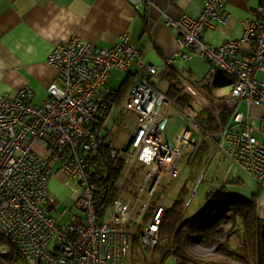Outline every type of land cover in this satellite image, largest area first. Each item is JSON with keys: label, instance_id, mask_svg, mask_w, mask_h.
Wrapping results in <instances>:
<instances>
[{"label": "built area", "instance_id": "2783aa9c", "mask_svg": "<svg viewBox=\"0 0 264 264\" xmlns=\"http://www.w3.org/2000/svg\"><path fill=\"white\" fill-rule=\"evenodd\" d=\"M130 1L138 9L151 2ZM227 1L202 0L197 17L168 19L178 30L180 50L191 48L231 79L221 103L228 119L215 132L198 121L199 111L192 106L209 108L210 99L181 75V94L189 103L169 98L153 84L160 68L127 32L110 46L77 34L57 43L48 56L56 75L40 104L33 102L30 87L13 97L0 95V241L8 252L14 248L23 264H126L136 245L141 264H153L167 210L157 195L179 175V161H193L204 143L264 189V83L254 76L264 67V0L240 37L205 40L207 24L226 20ZM132 65L134 82L113 129L129 131L125 148L111 151L114 177L99 158L100 137L107 133L103 123L116 92L108 82L114 69L128 72ZM174 115L181 119L180 129L166 138ZM133 170L138 179L125 187ZM51 181L66 189L77 209L66 223L50 214ZM113 189L117 192L108 199ZM194 189L185 197L183 212Z\"/></svg>", "mask_w": 264, "mask_h": 264}, {"label": "crops", "instance_id": "0c3cea01", "mask_svg": "<svg viewBox=\"0 0 264 264\" xmlns=\"http://www.w3.org/2000/svg\"><path fill=\"white\" fill-rule=\"evenodd\" d=\"M261 2L228 0L226 20L207 24L202 37L210 42L240 37ZM201 10L202 0H151L139 9L130 0H0V95L13 97L22 87H30L34 91L33 102L40 104L56 75L48 56L57 43L77 34L95 45L110 46L127 32L141 54L158 65L159 78L164 80L166 69L173 67L177 77L181 75L196 86L195 81L207 80L218 100L215 105L220 104L215 109L220 115L231 79L191 48L180 50L178 30L168 23V19L195 18ZM169 58H173L171 64L166 62ZM135 71L136 65H132L125 72V80L130 76L134 82ZM254 76L264 83V67L255 71ZM166 86L168 89L167 80ZM220 187L236 196L255 198L257 214L264 219V189L241 167L231 162L226 181Z\"/></svg>", "mask_w": 264, "mask_h": 264}, {"label": "trees", "instance_id": "16d2710c", "mask_svg": "<svg viewBox=\"0 0 264 264\" xmlns=\"http://www.w3.org/2000/svg\"><path fill=\"white\" fill-rule=\"evenodd\" d=\"M164 78L169 82L166 94L169 98L175 99L179 104L189 103V98L181 94L180 80L173 67L167 68ZM207 79V78H206ZM133 84V79L129 76L116 90V104H120L125 98L127 92ZM205 94L209 97L212 106L206 114L198 115V121L210 132H215L227 121L228 113L220 111L217 117L215 109L220 104L215 105L216 96L206 80L203 84ZM218 100H216V103ZM122 147V146H121ZM125 148V147H122ZM115 149L112 145L108 133L100 137V159L105 169L114 177H117V171H113V157L111 151ZM138 179V174L133 170L131 177L128 178L125 187L131 185ZM117 189H113L108 196L111 199L115 196ZM188 190L184 185L179 191V202L183 207L184 200ZM171 208H167L160 230L161 240H167L166 250L162 248L159 263L169 254L176 257L175 264H200L203 262L209 264H264V219L257 214V202L255 198H243L229 193L226 188L207 190L204 194V200L200 209L191 217L181 221L182 212H176L173 222L169 220L173 213ZM230 222L229 230L234 234L238 243L229 246L226 243L219 242L221 236V226ZM190 234H198L201 245H217V251L220 254L218 261H205L192 256L184 248V239ZM0 243H2L0 241ZM160 244V243H159ZM156 246L155 251L159 248ZM0 264H23L16 250L10 249L6 254L0 257ZM155 264V262H153ZM157 264V263H156Z\"/></svg>", "mask_w": 264, "mask_h": 264}, {"label": "rangeland", "instance_id": "374dc122", "mask_svg": "<svg viewBox=\"0 0 264 264\" xmlns=\"http://www.w3.org/2000/svg\"><path fill=\"white\" fill-rule=\"evenodd\" d=\"M126 73L120 70L114 69L112 71V76L109 78L108 85L111 88H117L120 86L123 80H125ZM153 83L157 88L162 91L167 89L166 80L154 77ZM201 80V79H199ZM162 81V82H161ZM197 86L205 91V87L202 85L205 83L195 81ZM115 98V97H114ZM113 98V99H114ZM123 101L120 104H116L115 100L104 120V132H107L112 145L119 149L128 139L129 131L123 127H119L117 132H113L115 127V119L123 113ZM192 106L197 109L202 114H206L211 107L201 110L195 104ZM173 119L170 120L167 127L166 138L170 134L180 129L181 119L174 115ZM231 168V161L223 155L220 150L213 147L210 149L207 144L201 146V150L197 157L191 161L187 162L186 157H183L178 163L179 175L173 179L167 186H163L161 193L157 195V199L167 208H171L173 213L170 215L169 220L173 222V218L176 216V212H182L181 221L191 217L197 210L200 209L204 200V194L207 190L220 187L226 181V176ZM186 186L188 190V195L194 189L192 198L185 212L182 210L181 202H179V191L183 186ZM49 188L54 195V200H50L49 205L51 207L50 214L61 223H66L69 221L73 212H77L76 208L71 207V202L68 197L66 189L60 184L51 181L49 183ZM66 209L67 213L65 216L61 217V212ZM230 222L223 224L221 226V236L219 242L226 243L229 246L234 245L233 243L237 241L234 234L230 233L229 230ZM200 236L198 234L190 235L188 234L184 239V248L192 256L205 261H218L220 254L217 251V245L204 246L199 242ZM238 242V241H237ZM169 245L168 241L161 240L159 248L155 251L154 258L152 262L155 264L159 263V258L161 257L162 248ZM8 247L5 243H0V254H6L8 252ZM141 248L139 246H133L130 254L126 260V264H141V256L139 251ZM176 257L173 254L167 255L163 260L162 264H175Z\"/></svg>", "mask_w": 264, "mask_h": 264}, {"label": "water", "instance_id": "95a60500", "mask_svg": "<svg viewBox=\"0 0 264 264\" xmlns=\"http://www.w3.org/2000/svg\"><path fill=\"white\" fill-rule=\"evenodd\" d=\"M163 73H164V69H161V72H160V74H161V75H163Z\"/></svg>", "mask_w": 264, "mask_h": 264}]
</instances>
